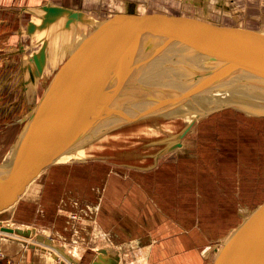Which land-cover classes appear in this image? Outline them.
<instances>
[{
	"label": "rangeland",
	"instance_id": "obj_1",
	"mask_svg": "<svg viewBox=\"0 0 264 264\" xmlns=\"http://www.w3.org/2000/svg\"><path fill=\"white\" fill-rule=\"evenodd\" d=\"M257 2L261 5L264 0ZM232 3L231 0H0V165L7 162L23 126L18 123L19 120L29 116L60 67L91 34L96 24L115 15L133 13L137 16L141 14L243 28L250 34L264 38V10L259 5L258 8L254 7L255 4L251 5L247 0H241L239 6ZM43 5L80 11L90 22L87 25L76 22L80 27L77 37L75 28L71 26L73 23L69 26L71 30L69 27L64 28L63 17L41 29L40 7ZM235 8L238 12L233 11ZM28 22L36 26L33 34L27 33ZM43 42H47L46 61L43 72L33 82L28 69L29 65L33 68L30 57ZM137 92L139 90L135 86L122 97L127 98ZM159 98L127 114H124L121 102L110 104L105 113L85 131L80 143L108 144L113 148L96 149L117 151L119 155L109 158L89 152L95 158L55 162L57 158V161L66 158V153L61 154L52 165L45 167L29 182L18 198L20 201L0 213V217H12L21 201L38 200L46 176L55 166L87 165L88 181L91 182L94 176L102 175L99 170L104 171L106 179L112 172L127 176L134 168L144 169L142 166H128L130 164L147 165L148 171L153 172L160 165L167 164L169 180L174 184L182 183L185 189H195L196 185V191L200 194L208 191L211 209H215L216 224L224 226L226 233L235 229L252 210L264 202V118H248L243 113L221 108L220 104L214 108L209 105L205 113H199L202 117L183 137L180 146L174 149L166 143L175 139L185 127L196 107L190 102L200 100L201 96L187 97L168 92ZM237 109L250 113L243 108ZM163 146L169 149L164 150ZM141 149L148 151L140 152ZM87 150L90 149L77 145L72 150V156L87 154ZM142 157L147 159V164L139 163ZM99 159H118L121 162L112 164ZM207 185L208 189L205 188ZM93 186L90 184V188ZM64 189L60 192L58 189L50 190L53 198L73 200L70 207L75 205L76 200H89L84 195H71ZM93 196L90 200H99L98 196ZM44 197L39 200H44ZM73 209L68 212L79 214L80 209ZM29 216L33 217L34 212L31 211ZM2 223L6 226L15 221ZM24 227L34 228L30 225ZM44 235L48 236L46 233ZM44 247L63 264H75L72 260L71 263L67 262L53 248Z\"/></svg>",
	"mask_w": 264,
	"mask_h": 264
},
{
	"label": "water",
	"instance_id": "obj_2",
	"mask_svg": "<svg viewBox=\"0 0 264 264\" xmlns=\"http://www.w3.org/2000/svg\"><path fill=\"white\" fill-rule=\"evenodd\" d=\"M40 9L41 29L60 17L64 28L72 22H90L80 11L53 5ZM35 29L28 22L27 33ZM46 46L43 42L31 54L33 68L28 69L33 82L43 72ZM155 64L160 65L155 72L173 74L172 81L163 76L147 81ZM135 86L139 92L122 97ZM168 92L187 97L229 95L234 102H214L211 107L243 108L264 117V38L243 28L133 13L106 19L64 62L30 113L25 142L9 177L0 182V211L14 205L41 170L79 143L87 124L109 104L121 102L127 114ZM0 231L34 237L71 263L35 228L1 227ZM212 264H264V202L219 245Z\"/></svg>",
	"mask_w": 264,
	"mask_h": 264
},
{
	"label": "crops",
	"instance_id": "obj_3",
	"mask_svg": "<svg viewBox=\"0 0 264 264\" xmlns=\"http://www.w3.org/2000/svg\"><path fill=\"white\" fill-rule=\"evenodd\" d=\"M231 1L241 4V0ZM247 2L264 10V2L262 6L256 0ZM71 26L77 37L79 25ZM163 166L154 172L134 168L127 176L112 172L106 179L99 170L102 175L91 182L87 165L52 167L40 190L39 198L45 195L44 200L21 201L12 217H0V228L30 225L37 234H48L51 244L75 264H141L139 258L145 252L146 264H212L216 249L234 229L226 233L224 226L216 224L208 191L200 194L196 185L185 189L182 183L174 184L168 178L167 164ZM62 188L89 200H76L70 207L73 200H57L50 191ZM93 195L99 200H90ZM72 208L80 209L79 214H70ZM4 221L15 223L4 226ZM0 252L3 262L63 264L35 238L1 231Z\"/></svg>",
	"mask_w": 264,
	"mask_h": 264
},
{
	"label": "bare ground",
	"instance_id": "obj_4",
	"mask_svg": "<svg viewBox=\"0 0 264 264\" xmlns=\"http://www.w3.org/2000/svg\"><path fill=\"white\" fill-rule=\"evenodd\" d=\"M87 18V17H86ZM105 21V20H104ZM103 21V22H104ZM79 23H81V24H84V25H87V23H82V22H80V21H78ZM72 23H74V22H72ZM71 23V24H72ZM102 23V22H101ZM101 23H99V24H96V26L93 28V31H91V33L92 32H94L95 30H96V28L101 24ZM70 24V25H71ZM69 25V26H70ZM253 35V34H252ZM255 36H257V35H255ZM257 37H261V36H257ZM261 38H263V37H261ZM85 40V39H84ZM83 40V41H84ZM79 46V45H78ZM157 67H160V65L159 64H155L154 65V68L151 70V71H153V73L152 74H149V75H147L148 77H147V81H149V80H151V79H153V80H156V77H162V76H164V75H167L168 77H169V81H172V79H173V74H166V73H163V72H160L159 70H157V71H159V72H155V68H157ZM155 72V73H154ZM167 76H164V77H167ZM136 90H138L137 88H136ZM127 91H129V90H126V91H124L123 92V94L125 93V92H127ZM122 92V91H121ZM121 92H120V94H121ZM225 101H227V102H229V101H232V102H234L233 101V98H231V96H223V95H221V94H217V93H207L205 96H201V99L200 100H193L192 102H190V105L193 103L194 104V106H196L195 108H194V112L191 114V117H190V119L188 120V122H187V124L185 125V127H183L181 130H180V132H179V134H177V136L175 137V139L173 138V140H170L169 142H167L166 144H168V146L169 147H171V148H173L176 144H179L180 142H181V140L183 139V138H179V136L184 132V130H186L187 128H189V131L187 132V133H189L190 131H191V129L193 128V126L195 125V123L202 117V115H199V113H205V110H206V107L207 106H209V105H211L212 103H214V102H217V103H221V102H225ZM239 103V102H238ZM38 104V103H37ZM110 105V104H109ZM109 105L107 106V108L109 107ZM35 108V107H34ZM33 108V109H34ZM106 108V109H107ZM105 109V110H106ZM225 109H231V110H234V111H236V112H240V113H243L244 114V116H246V117H248V118H256V119H263L264 117H261V116H257V115H254V114H251V113H247V112H244V111H241V110H238V109H235V108H225ZM104 110V111H105ZM33 111V110H32ZM103 111V112H104ZM103 112L102 113H100L99 115H97V116H95V117H93V119L87 124V128H85L86 130L92 125V123L93 122H95L102 114H103ZM175 113V112H174ZM29 116H30V114H29ZM29 116H27V117H25L24 119H20L19 120V122L18 123H22L23 124V126H22V128L20 129V131H19V133H18V136H17V138H16V141H15V144H14V146H13V148L11 149V151L9 152V156L7 157V162H3L2 164L4 165L5 164V166H4V168H2L3 167V165L1 166L0 165V182H3L4 180H6L8 177H9V175H10V173H11V170H12V167H13V165H14V163H15V161H16V159H17V156H18V154H19V152H20V150H21V148H22V146H23V144H24V142H25V139H26V136H27V134H28V131H29V129H28V131H27V129H25V126H26V122H27V120H28V118H29ZM11 124H16V123H10V125ZM150 125V124H149ZM85 130V131H86ZM186 133V134H187ZM185 134V135H186ZM78 142V141H77ZM77 145H81L82 146V148L83 149H90V150H87V154H82L81 156H77V155H73L72 156V150H73V148L75 147V146H77ZM169 147H167V146H163L162 148H164V150H168L169 149ZM96 148H113L112 146H110V145H108V144H92V143H90V144H87V143H74L73 144V146H72V148L71 149H69L67 152H65L66 154L65 155H67L66 156V158H64L63 160H61V161H57V159L55 160V162H69V161H71V160H81V161H87V160H91L92 158H95V155H91V154H89V152H92V154H94V152L96 153V154H99V155H107L109 158H114V157H117L119 154L117 153V151H110V150H105V151H102V150H99V149H96ZM161 148V149H162ZM177 147H175L174 149H176ZM94 149H96L95 151H94ZM161 149H159V151L161 150ZM140 152H145V151H148V150H139ZM151 150H149V152H150ZM158 151V150H157ZM99 160H102V161H106V162H109V163H114V164H118L119 163V161L121 162V160H118V159H116V160H105V159H99ZM54 161V160H53ZM147 159L146 158H140V160H139V163H141V164H147ZM128 166H130V167H133V166H142V167H144V168H146L145 166H147V165H140V164H130V165H128ZM8 209V208H7ZM7 209H5V210H7ZM257 209V208H256ZM256 209H254V210H252L250 213H249V215L252 213V212H254ZM5 210H2V211H0V213H2V212H4ZM249 215H247V217L249 216ZM3 225H4V223H3ZM8 225V224H7ZM8 227H10V226H8ZM11 228H13V227H11ZM147 247H149V246H147ZM139 260H140V262H141V264H146V262H147V255H146V252L143 254V255H141V257L139 258Z\"/></svg>",
	"mask_w": 264,
	"mask_h": 264
},
{
	"label": "built area",
	"instance_id": "obj_5",
	"mask_svg": "<svg viewBox=\"0 0 264 264\" xmlns=\"http://www.w3.org/2000/svg\"><path fill=\"white\" fill-rule=\"evenodd\" d=\"M0 264H14V263L11 262L10 260H7L6 262H3V255L0 252Z\"/></svg>",
	"mask_w": 264,
	"mask_h": 264
}]
</instances>
